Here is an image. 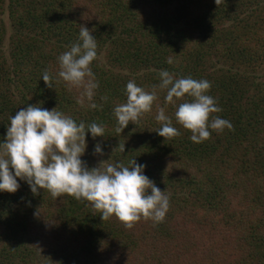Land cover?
I'll use <instances>...</instances> for the list:
<instances>
[{"label":"trees","instance_id":"obj_1","mask_svg":"<svg viewBox=\"0 0 264 264\" xmlns=\"http://www.w3.org/2000/svg\"><path fill=\"white\" fill-rule=\"evenodd\" d=\"M80 26L98 45L100 110L78 103L81 89L57 76ZM161 70L208 80L221 109L210 119L232 129L192 142L157 89L152 110L117 132L113 109L126 102L127 82L151 92ZM29 105L102 125L104 136L86 141L109 164H146L170 207L162 223L142 218L126 229L115 216L102 221L90 202L33 195L17 178L15 193L0 192V264H264V0H0V142ZM161 107L180 133L171 139L156 132Z\"/></svg>","mask_w":264,"mask_h":264},{"label":"clouds","instance_id":"obj_2","mask_svg":"<svg viewBox=\"0 0 264 264\" xmlns=\"http://www.w3.org/2000/svg\"><path fill=\"white\" fill-rule=\"evenodd\" d=\"M220 2L215 0L216 5ZM97 47L91 30L80 26L77 42L57 58V76L69 87L81 89L78 103L83 105L87 100L90 109L100 110L102 105L94 102L99 82L91 68L97 57ZM167 63H173L172 57ZM159 78V84L154 85L151 92L138 86L134 80L127 82L126 102L113 109L117 132L121 133L130 122L135 124L152 110L158 98L157 89L166 90L165 104L176 106V121L191 131L192 142L207 140L211 135L209 129L218 132L232 129L227 119L219 116L210 119L212 113L221 109L208 94L211 88L208 80L190 76L175 78L167 70H161ZM42 79L49 88L53 87L54 77L48 70L42 73ZM178 101L182 102L177 106ZM155 118L161 124L156 132L165 140L180 134L163 107L159 108ZM87 133L92 138L103 137L105 129L95 122L87 127L83 122L77 124L56 107L48 110L29 105L16 111L10 117L6 135L0 142V192L15 193L20 187L19 178L29 185L33 195H38L42 189L47 190L53 199L67 194L77 201L90 202L101 212L102 221L115 216L126 229H132L142 218L151 220L154 226L162 223L170 207L169 196L144 174L147 165L134 159L130 166L116 163L89 168L81 159L87 146ZM124 148L125 145L121 146L122 152ZM94 153L103 154L99 143L95 145Z\"/></svg>","mask_w":264,"mask_h":264},{"label":"rangeland","instance_id":"obj_3","mask_svg":"<svg viewBox=\"0 0 264 264\" xmlns=\"http://www.w3.org/2000/svg\"><path fill=\"white\" fill-rule=\"evenodd\" d=\"M6 22H7V19L5 18ZM10 35V27L8 25V34H7V37H6V42H5V45L7 46L8 44V37ZM97 143H95V141L93 139L89 140V141H86V150H85V153L84 155L81 157L82 159L84 160H87V162H89L93 167H98L100 165V167H105L107 166L109 163H107L106 161H104V155L102 154H95L94 153V147ZM102 147V146H101ZM101 163V164H100ZM161 258H165L167 257L166 255H160Z\"/></svg>","mask_w":264,"mask_h":264}]
</instances>
